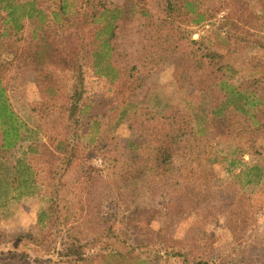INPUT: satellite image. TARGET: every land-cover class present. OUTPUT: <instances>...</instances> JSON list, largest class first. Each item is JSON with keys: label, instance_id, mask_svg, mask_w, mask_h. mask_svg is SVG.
Returning a JSON list of instances; mask_svg holds the SVG:
<instances>
[{"label": "rangeland", "instance_id": "374dc122", "mask_svg": "<svg viewBox=\"0 0 264 264\" xmlns=\"http://www.w3.org/2000/svg\"><path fill=\"white\" fill-rule=\"evenodd\" d=\"M31 9L0 10V264H264V0Z\"/></svg>", "mask_w": 264, "mask_h": 264}, {"label": "trees", "instance_id": "16d2710c", "mask_svg": "<svg viewBox=\"0 0 264 264\" xmlns=\"http://www.w3.org/2000/svg\"><path fill=\"white\" fill-rule=\"evenodd\" d=\"M27 5H29V7H27ZM0 10L4 12V17L5 22L9 24V26L13 29L14 32L19 31V29L21 28L22 24L20 23L21 18L28 17L31 18L33 11L39 12L40 10L38 9H31V0H27V1H19V0H0ZM199 19H201V15H199ZM100 44H106L107 42L103 40V42H101ZM222 83H225L224 81H222ZM224 88L228 89V94L231 96L230 99H239L241 97H243L245 94H242L241 91H239L235 86H225ZM229 99V100H230ZM221 107L217 108L215 111H212V113L216 116H218L219 114H221L222 109H220ZM237 110H239L242 113H248L247 109H245L244 106H237L236 107ZM250 116H253V114H249ZM0 118H3L4 122H9L10 123V127L8 129V132L11 134H16V127L13 125V122H11L12 120H14V116L12 114V112L9 110L8 104L5 102V100L2 99V89L0 88ZM8 124V123H7ZM6 138H7V132L5 133ZM176 136V135H175ZM132 142V144H131ZM189 141H186L185 139L181 140L180 143L178 145H176V147L174 149H172V152H184L186 151V146L188 144ZM133 143H136L135 141H129V140H125V146H129V145H133ZM166 143V142H165ZM137 144H139V146H142L144 148V150H146L148 148L151 147V145H147L145 143V139H138L137 140ZM154 148V147H153ZM193 148V145H189L187 147V149H189V151ZM155 149H157V154L160 153V155L158 156L159 159H161V162H165L166 158L168 156H170V152H171V146L170 145H157V147H155ZM130 151H132L133 149H129ZM152 150V149H150ZM128 151V150H127ZM129 169V174H131L132 172H136V170H134L133 168H128ZM139 170V169H138ZM132 175V174H131Z\"/></svg>", "mask_w": 264, "mask_h": 264}]
</instances>
